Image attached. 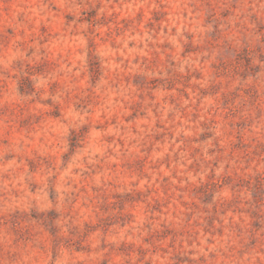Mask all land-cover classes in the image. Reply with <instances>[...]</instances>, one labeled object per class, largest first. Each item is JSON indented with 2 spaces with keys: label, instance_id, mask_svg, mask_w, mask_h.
<instances>
[{
  "label": "rangeland",
  "instance_id": "obj_1",
  "mask_svg": "<svg viewBox=\"0 0 264 264\" xmlns=\"http://www.w3.org/2000/svg\"><path fill=\"white\" fill-rule=\"evenodd\" d=\"M0 264H264V0H0Z\"/></svg>",
  "mask_w": 264,
  "mask_h": 264
}]
</instances>
